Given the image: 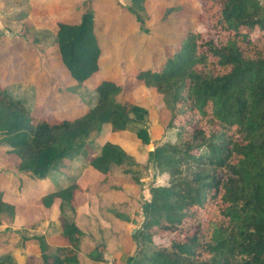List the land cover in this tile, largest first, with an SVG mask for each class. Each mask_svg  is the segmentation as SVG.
I'll return each mask as SVG.
<instances>
[{
  "label": "trees",
  "instance_id": "trees-1",
  "mask_svg": "<svg viewBox=\"0 0 264 264\" xmlns=\"http://www.w3.org/2000/svg\"><path fill=\"white\" fill-rule=\"evenodd\" d=\"M112 2L127 11L142 34L149 33L146 0ZM78 9L77 24L57 23L55 32L45 29L55 35L62 64L81 85L98 72L103 54L95 33L94 0H83ZM173 11L166 8L163 18ZM197 20L204 31L187 30L161 66L135 77L163 97L170 114L166 132L171 131L147 151L145 165L169 179L167 186H152L142 204L133 262L264 264V4L200 0ZM29 26L25 24L26 30ZM124 91V85L103 80L94 88L95 103L82 116L55 120L33 115L0 85L1 144L17 159L19 177L47 186L40 199L45 209L60 200V228L53 233L67 245L51 246L45 236L32 237L41 264L80 263L84 233L73 215L83 192L82 174L59 179L68 162L86 157L90 136L104 124L119 134L135 126L138 138L150 143L144 127L148 112L123 100ZM104 145L85 169L92 167L106 181L114 167L126 166L125 173L138 183L134 166L142 163L116 144ZM15 209L0 192V216H15ZM104 247H95L93 260L105 261ZM15 261L11 251L0 256V264Z\"/></svg>",
  "mask_w": 264,
  "mask_h": 264
},
{
  "label": "rangeland",
  "instance_id": "rangeland-1",
  "mask_svg": "<svg viewBox=\"0 0 264 264\" xmlns=\"http://www.w3.org/2000/svg\"><path fill=\"white\" fill-rule=\"evenodd\" d=\"M58 1L44 0L42 3L34 2V9L41 12L39 16L41 19H38L36 16H32L33 7L30 17H27L31 9V0H0V50L7 47L15 48L18 50L17 54L21 52L19 55L25 56L33 62V68L36 70L39 69L41 62L39 58L41 56L44 55L43 57L46 60H50L49 65L41 67L43 76L47 81L45 89L48 93L44 96L39 107H37L39 112L44 110L49 114L54 107L61 106L65 96L63 89L69 91H67V95L71 96V98H79L80 102L87 108L94 104L96 99V94L89 88L81 86L69 87L70 77L66 74L68 76L66 78L62 73L65 69L56 55L55 35L45 28H43L45 30L41 29L44 26L43 24H50L49 27L53 29L56 27L55 17L63 14L59 11ZM119 1L125 5L130 3L129 0ZM259 1L264 4V0ZM99 2L100 18L105 14L106 24L105 29L103 26L99 27L100 32H105V76L107 78H115L117 81L127 80L132 73L155 66L156 60H164L169 57L171 50L168 46H172L171 44L179 37L180 32L185 33L187 30L204 31L203 27L197 22L200 0H146V8L150 16L159 12L156 23L161 22L166 30V39L153 32L155 30L154 24L149 23V21L147 23L149 33L140 34V37H133L140 33L136 28L132 30L134 23L126 22L127 24L125 25H120L119 23V19L122 22L127 20L125 11L122 12L117 9V6L111 0H99ZM166 8H174V11L168 18H163ZM45 10L48 11V17L44 18ZM119 13L123 17L118 19ZM38 21L42 23L41 27L33 25L37 24ZM27 23L31 25L28 30L25 28ZM130 35L131 38H128ZM116 38L118 39L116 42H110V39ZM131 43H134L135 46L130 50ZM5 53V50L0 51V57H3ZM133 59L135 61L134 66H124L127 61L129 62ZM116 62L118 63L115 65L114 63ZM24 64H27L26 60ZM59 69L62 75L61 82L58 81L60 78ZM23 70L13 74L15 81L9 84L8 92L13 98L22 101L30 112L35 113L32 84L27 74H25V69ZM116 76H120V78H116ZM53 85H56V89H51ZM58 88L60 91L53 94ZM148 92L150 91L135 93L131 97V99H135H132L133 101L139 103L138 105L145 108L148 112L144 127L149 134V145H145L138 138L136 134L137 127L135 126L130 130L131 133L128 136H131V138L136 137L137 143H133L129 137L127 139L128 143L136 146V151L141 158L147 154L149 148L160 145L164 137H168V132L171 131L167 130L166 132L170 114L164 106L163 97L158 92L152 91V94ZM55 96L57 97L56 100L54 99ZM155 121L158 123L153 124ZM161 128L163 129V134L160 140L153 142L154 132L160 133ZM101 130L95 132L87 140L86 157L84 159L78 158L74 162H68L62 169L64 175L59 180L83 173L89 159L97 152L98 144L96 142L99 139L98 137L103 136L104 133L106 134L105 131ZM119 142L123 143L121 139H119ZM90 146L91 151L89 152L88 147ZM8 148L1 144L0 141V192H3V194L6 192L15 193L18 184L16 170L9 162ZM92 151L95 152L91 154ZM134 159L138 162L136 158ZM127 168L126 166L114 167L106 181L104 179L102 182H97L94 186L89 187L86 191L87 195L80 198V207L73 215L74 222L84 233L79 264H134L133 257L136 255L135 250L138 243L133 236L142 226L144 219L142 204L150 198L149 191L155 183V177L153 178V169L145 165V162L139 164V166H134V170L140 173L138 177L140 181L138 183L134 180L133 175L125 173ZM45 187L47 186L45 185ZM59 216L60 212L57 211L49 224L39 223L35 228L29 229L24 227L22 225L23 222L19 218L16 219V216H11L9 213L1 214L0 254L11 251V254L17 258L15 264H41L39 246L32 242L31 239L32 237L44 236L51 231H57L59 228ZM101 244L105 246L101 250L105 261L97 262L93 260L91 254L92 256L95 255V247ZM52 249L49 246L48 252H51Z\"/></svg>",
  "mask_w": 264,
  "mask_h": 264
},
{
  "label": "crops",
  "instance_id": "crops-1",
  "mask_svg": "<svg viewBox=\"0 0 264 264\" xmlns=\"http://www.w3.org/2000/svg\"><path fill=\"white\" fill-rule=\"evenodd\" d=\"M44 1V0H43ZM42 0H31V5L33 7V14L32 16H36L38 19H41V17L39 18L41 12L37 11L34 9L33 3L34 2H39L42 3ZM80 1L82 0H59L57 4H59L60 8L59 11H61L63 14H59L58 16L55 17V22L56 23H66V24H77L80 21V14L81 11H79L78 7L80 5ZM112 1V0H111ZM117 6V5H116ZM94 8L96 10L97 13V18L95 21V33L96 36L98 38L101 50H102V54L101 58L99 60V70L97 73H95L89 80H87L85 83L81 84V85H76V81L71 77L70 73L66 70V68L64 67V65L62 64L61 61V57L59 52H57V58L60 59L61 64L64 67V72H62L65 77L67 78L68 76H66V74L69 75L70 77V81H69V87L70 86H81V87H86L89 88L93 93H94V88L103 80H111L113 82H115L116 84L119 85H124L125 86V91L124 94L122 96L123 100H127L130 101L132 103H137L133 100H135L134 98L131 99L132 95L135 93H144L147 91H150L148 93L152 94V91L157 92V90H155V88H147L145 87V85L143 83L137 82V80L135 79L136 75H138V73L141 70H145L148 68H157L159 66H161V64L168 58H165L164 60H156V65L155 66H150L144 69H140L138 72L136 71L135 73H132V75L130 76L129 79L127 80H121V81H117V79L115 78H111V77H106L105 76V62H106V58H105V32H100L99 31V27L103 26L105 29V14L103 15L102 18L100 15V2L99 0H94ZM117 9H119L120 11H125L126 14V19L125 22H122L119 18L123 17V15L121 13L118 14V19H119V23L120 25H125L127 24L126 22H130L131 24L134 23V26L132 28V30L134 28H136L139 32L140 29L137 25V23H135V21L133 20V18L127 13L126 10L121 9L119 6H117ZM44 11V9H43ZM44 13V12H43ZM48 11L45 10V14H43L44 18L48 17L47 16ZM150 16V15H149ZM158 16V12L153 14V16H150L149 19V23L154 24V29L153 32L158 34V36H162L163 39H166V30L164 29V27L162 26L161 22H157V17ZM51 17V16H50ZM51 19V18H50ZM39 22V21H38ZM33 24L36 27H41L42 23L39 22V24ZM156 23V25H155ZM44 26L41 28H45L46 29H50L51 31L55 32L56 31V27L53 29L51 27H49L50 24H43ZM153 28V27H152ZM131 31V30H130ZM140 34H142L141 32L137 35V36H133V37H140ZM184 33L180 32L179 37H177V39L175 41H173V44H171L172 46H168V48H170L171 50V55L177 50L180 41L182 40ZM128 38H131V35L128 36ZM118 39H110V42H116ZM134 43H131L130 45V50L132 48H134ZM6 51V53L4 54L3 57H0V85L2 87H4L5 89H7L8 91V87L9 84L11 82L15 81V78L13 77L14 73H17L18 71H21L23 69H25V74H27L31 84H32V88H33V99H34V111L35 113H33L36 116L39 117H47L50 119H55V120H63V119H74L77 118L79 116H82V114H84L87 111V107L84 106V104L82 102H80V99H74L71 98V96H68L67 91H65L63 89V92H65V96L61 102V106H57L54 107V109L52 110V112H50V114L47 111L41 110V112H39L38 108L39 105L42 103L44 96L48 93L46 88V80L45 77L43 76V71L41 70V67H44L45 65H49L50 64V60H46L45 57L41 56L40 59V66L39 69L36 70L35 68H33V62L22 55L17 54L18 50H16L13 47H7V48H2L0 51ZM170 55V56H171ZM169 56V57H170ZM25 57V58H24ZM25 60L27 61V64H24ZM118 61V60H116ZM119 62V61H118ZM114 63L115 65L118 63ZM130 62V63H129ZM127 61V63H125L124 66H128L129 67L132 65L134 66V59L131 61ZM138 63V61H137ZM140 63V62H139ZM113 64V63H112ZM144 64V62H143ZM24 71V70H23ZM59 74H60V78L58 79L59 82H61V73H60V69H59ZM116 78H120V76H116ZM58 82V83H59ZM57 83V84H58ZM59 86V85H58ZM57 86V87H58ZM51 89H56V85H53ZM60 91L59 88L53 92L56 93ZM55 100L57 99V97L55 96L54 98ZM139 103H137L138 105ZM61 116V117H60ZM156 120V119H155ZM153 121V120H152ZM157 121V120H156ZM153 122V124H156L158 122ZM169 122V121H168ZM152 124V126H153ZM101 131H105L106 134L104 133L103 136L98 137V141L96 142L97 147V152L94 154L93 157H91L89 159V162L95 158H97L98 156L101 155V150L102 147L105 146V143H113L116 144L118 146H120L126 153H128L129 155L133 156L134 158H136V160L139 163H143L147 160V154H145L142 158L141 156L138 155L137 151H136V146L128 143L127 139L129 137V139H132L133 143L136 142L137 143V138H131L130 135V130L125 131L123 133H115L112 131V127L110 124H104L102 127ZM152 131V130H151ZM163 134V129L161 128V132H154V141H158L160 140L161 136ZM134 135V134H133ZM153 135V134H152ZM135 136V135H134ZM119 139L122 140L123 143L119 142ZM89 152L91 151V146L88 147ZM154 147H151L148 149L151 150ZM95 151H92V153H94ZM9 157V162L13 165L14 169L16 170L17 173V159L14 156H8ZM151 169H153V167H151ZM153 178L155 183L152 186H167L168 185V179L169 176L168 174H159L157 173L154 169H153ZM18 175V173L16 174ZM106 176H104L103 174L97 172L96 170H94L92 167L86 168L83 173H82V177L79 180V185L81 186V188L83 189V192L78 193L77 198H76V207L77 210L79 209V202H80V198L84 197L86 194V191L89 187L94 186L97 182H102L105 179ZM17 189L15 193H9L6 192L4 194V200L13 205L16 209V219L19 218V220H21L23 223L22 225H24V227H29L32 224L35 223H41V224H49L50 221L52 220V217L56 215V212L59 211V205H60V200H57L55 202V205L50 209L47 210L43 207V205L41 204V197L44 193V186L41 183L38 182H33L30 179H28L27 177H19V175L17 176ZM149 197H150V191H149ZM60 212V211H59ZM59 228H60V216H59ZM59 228L57 229V231H59ZM55 231V232H57ZM45 233V232H44ZM43 233V235H44ZM50 233H46L44 236L47 238V243L51 246H66L67 245V241L63 240L59 235H56L57 233H53V231H51ZM6 253V252H5ZM3 254H0V256ZM14 259L17 261V258L15 257V255H13ZM30 258V257H28ZM28 261V260H27ZM26 263V262H25Z\"/></svg>",
  "mask_w": 264,
  "mask_h": 264
}]
</instances>
